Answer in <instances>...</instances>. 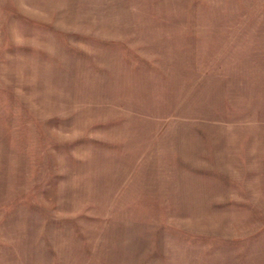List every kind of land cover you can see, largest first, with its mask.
Here are the masks:
<instances>
[{
	"label": "rangeland",
	"instance_id": "obj_1",
	"mask_svg": "<svg viewBox=\"0 0 264 264\" xmlns=\"http://www.w3.org/2000/svg\"><path fill=\"white\" fill-rule=\"evenodd\" d=\"M0 264H264V0H0Z\"/></svg>",
	"mask_w": 264,
	"mask_h": 264
}]
</instances>
